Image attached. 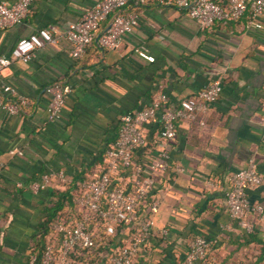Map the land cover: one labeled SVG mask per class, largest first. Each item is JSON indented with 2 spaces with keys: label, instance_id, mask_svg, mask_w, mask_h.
<instances>
[{
  "label": "crops",
  "instance_id": "1",
  "mask_svg": "<svg viewBox=\"0 0 264 264\" xmlns=\"http://www.w3.org/2000/svg\"><path fill=\"white\" fill-rule=\"evenodd\" d=\"M95 1L32 0L20 23L0 29V53L38 27L62 32ZM128 8L138 13L137 23L114 49L93 43L72 59L59 40L2 71L0 83L11 84L29 105L16 115L0 111V264H32L57 181L35 194L30 181L49 170L73 177L91 172L116 135L119 114L159 91L173 100L190 97L213 79L222 91L206 112L176 122L170 165L155 183L154 227L132 264H175L195 235L211 241V264H264V224L253 222L245 232L228 216L223 198L229 175L253 157L263 180L246 196L264 204V13L259 29L246 27L244 17L201 28L183 9L154 0ZM139 44L153 61L136 56ZM55 82L70 91L61 118L48 122L45 87ZM13 146L19 154L9 152Z\"/></svg>",
  "mask_w": 264,
  "mask_h": 264
},
{
  "label": "built area",
  "instance_id": "2",
  "mask_svg": "<svg viewBox=\"0 0 264 264\" xmlns=\"http://www.w3.org/2000/svg\"><path fill=\"white\" fill-rule=\"evenodd\" d=\"M31 1L0 0V29L20 23ZM146 1L96 0L60 33L53 34L45 27L34 29L19 37L8 53H0V77L11 63H26L37 49L46 44L55 45L59 40L65 41L72 59L79 58L93 43L99 48L114 49L138 20V13L128 5L139 6ZM154 1L183 9L201 28L245 16L246 27L259 29L264 13V0ZM104 20L107 24L102 27ZM133 52L145 61L154 59L143 44L134 47ZM45 91L46 120L57 121L70 87L55 82L48 84ZM221 91L219 79L207 82L194 95L177 100L159 91L148 103L118 115L116 135L102 148L91 172L73 177L62 170H49L30 181L27 187L32 194L49 188L54 179L57 189L71 185L70 215L66 221L49 224L40 264H132L154 227L159 205L155 183L170 165L169 150L176 136V122L196 119ZM28 105V98L11 84L0 83L2 113L16 115ZM9 152L19 154L20 150L13 146ZM174 170L180 171L181 167L175 165ZM262 180L253 157H249L245 166L229 175L223 189L228 216L245 232L252 231L253 222L264 224V204L250 202L246 196V191ZM157 232L164 236L167 230L160 228ZM210 246L211 241L202 235L191 237L175 264H211ZM83 249L85 256L78 261ZM33 261L34 255L29 257V263Z\"/></svg>",
  "mask_w": 264,
  "mask_h": 264
},
{
  "label": "trees",
  "instance_id": "3",
  "mask_svg": "<svg viewBox=\"0 0 264 264\" xmlns=\"http://www.w3.org/2000/svg\"><path fill=\"white\" fill-rule=\"evenodd\" d=\"M242 19L245 16H241ZM239 17L238 19H240ZM236 19V20H238ZM246 19V18H245ZM230 20V21H236ZM228 21V22H230ZM103 150V149H102ZM100 151V153L102 152ZM100 153L98 154L97 159H100ZM83 174V173H82ZM70 188L71 185H66L62 189L52 188L50 190L51 202L45 209V214L43 220L40 224V233L38 235L37 241L34 245L32 255H34V261L32 264H40V256L45 246V235L49 232V224L54 221L64 220L66 221L70 215V208L73 207L70 200ZM85 256V250L83 249L80 252L78 261ZM93 262V260H91Z\"/></svg>",
  "mask_w": 264,
  "mask_h": 264
}]
</instances>
